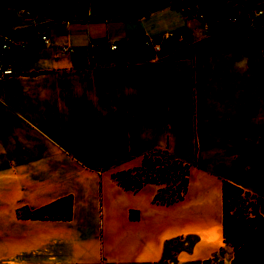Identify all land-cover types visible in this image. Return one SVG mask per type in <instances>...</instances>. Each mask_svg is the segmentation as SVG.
<instances>
[{"label": "crops", "instance_id": "0c3cea01", "mask_svg": "<svg viewBox=\"0 0 264 264\" xmlns=\"http://www.w3.org/2000/svg\"><path fill=\"white\" fill-rule=\"evenodd\" d=\"M16 3L0 0L7 32L39 30L48 43L32 38L13 53V73L0 77V224H10L0 228V264H157L167 239L190 232L199 243L212 235L213 251L176 264L213 256L229 264L222 180L264 196V15L258 33H211L194 0L186 9L172 0H89L62 21L24 16ZM207 136L235 143L229 160H220L226 155L218 144L203 148ZM156 150L195 163L201 177L196 208L175 223L157 215L165 210L152 203L156 184L127 190L112 176V168L136 165ZM210 154L230 173H216L212 188L203 182ZM66 196L67 219L17 214Z\"/></svg>", "mask_w": 264, "mask_h": 264}, {"label": "rangeland", "instance_id": "374dc122", "mask_svg": "<svg viewBox=\"0 0 264 264\" xmlns=\"http://www.w3.org/2000/svg\"><path fill=\"white\" fill-rule=\"evenodd\" d=\"M54 1H58V0H16V2H17L16 4H18L17 6L21 7V10L22 9H28L29 12H31V14H32V13H36L37 5L42 4V3L50 4V2H54ZM62 1L67 2V4H69L70 2H74V3H77L80 7H82L83 4H85V2H84L85 0H62ZM194 1H196L197 10L198 9H204V6H203L204 3H200L199 0H194ZM214 1L217 3L216 0H210V2L213 4V7H215ZM245 1H246V4H248L247 6L250 5L249 6L250 8H255V9L257 7H260V5L264 2V0H245ZM217 4L221 8H223V7L233 8L236 6V5L231 6V5H229V3H226V4L225 3H217ZM10 7H11V3H10ZM182 7H186V6H182ZM215 9H217V8L215 7ZM196 17H197V13H196ZM198 19H200V18H198ZM215 25H218V24H215ZM219 25L223 26L222 24H219ZM207 27H208V24H207ZM187 53H189V48L179 50L176 53H174L173 55H176V54L184 55ZM202 142H203V148L207 152L210 151L211 147H214V149H215L217 144L219 146H221V149L223 150L222 153H224L227 156V157L225 156L224 158L220 159L222 162L229 160V156L231 155V149L230 148L233 145H235L234 142H230L229 144H226L224 140H221L218 143V141L216 139L212 138L211 136H207ZM161 151L162 150H156V151L149 152L151 161L153 163H157V165L153 166V170H150L147 167H143V165L141 164L142 158H143V156H142L136 165L132 163L131 165L124 167V168H117V167L112 168L111 169L113 172L112 176L114 178V182L119 184L121 187H123V185L118 181V179H116L114 177L116 174H119L118 175L119 177L122 176V179L125 180L126 183H130V181L132 183H135L137 180L142 181L141 187L145 183H154V182H152L151 178L157 177L159 182L154 183L157 185V188H156V191L152 197V203L157 205L158 210H160L161 208H163L165 210V212H163V213L157 212L158 213L157 215H161V216L165 215L167 217V221L169 223H175L176 217L180 216L182 211L190 210L192 212V210L194 208H196L193 205L192 201L198 195H200L201 193L203 194L204 192H202L203 190L200 192L197 188L198 178H201V177L200 176L198 177V171L193 166L195 163L186 162L184 160L178 159L183 163L189 164V176H188L187 185H186V187L182 193V197L180 200H177L175 202H172V201L167 202L168 200L165 201L166 199H168V197H167L166 193H163V190L167 191L168 189H170V186H171L170 181L172 179V177H170L169 178L170 181L166 180L167 173L173 175L172 167H175V164H173V162H172V158H173L172 156H170L168 153H163V151L162 152ZM149 153H147V154H149ZM210 155L212 156V158L207 159L208 161L204 167L203 182L207 187L212 188L213 184H212L211 180L214 178V175L216 173H220V174H223V175L228 176V177H230V173H229V169L227 167L218 165L219 159L217 160V158H214V155H212V154H210ZM162 171H165V173L161 174ZM179 175H180V171H179ZM178 180H179V178H177L176 181H178ZM69 197L70 196H66V197L59 199L57 202H52V203H50V205L46 209H43V210L42 209L28 210L24 207H19L17 214L19 215V217L30 216V217L41 218V219H52V218L65 219L66 218L65 216H67V214L69 212V200L71 198V197L70 198ZM259 197L264 198V196H259ZM174 199H176V198H174ZM212 209L214 210V208H212ZM135 216H137V215H134L132 213L130 214V217H135ZM96 218H98L97 215H96ZM4 225L5 226L8 225V227H9L10 224H6V223L0 224V228ZM209 236L210 237L207 238V241L202 240V241H200V243L198 241V235L194 232H190V233H187L185 235L172 236L171 238H169L165 241L164 246H163V260L157 262V264H176L179 260H181L183 258V256H186L187 254H189L190 256L192 254V257L195 256L196 259L197 258L201 259L205 256H208L213 251V243H214L213 236L212 235H209ZM222 249L225 251L227 250L226 247H224ZM213 257H210V259L214 260V258L216 256L214 258Z\"/></svg>", "mask_w": 264, "mask_h": 264}, {"label": "trees", "instance_id": "16d2710c", "mask_svg": "<svg viewBox=\"0 0 264 264\" xmlns=\"http://www.w3.org/2000/svg\"><path fill=\"white\" fill-rule=\"evenodd\" d=\"M89 0H85V4L80 7L77 3L64 2L62 0L50 2V4L37 5L36 13L51 17L57 21L69 20L74 13L87 6ZM192 0H172L173 6L176 8L187 6ZM204 3V10L206 13L216 12L215 7L210 0H199ZM235 9L243 11L245 6H235ZM5 13L4 5L0 4V29H6L8 25L7 15ZM208 28L211 33H217L226 30L224 26L208 23ZM23 32L22 30L15 33ZM185 55V54H184ZM182 54L172 55V57H182ZM162 152V151H161ZM163 153H167L163 150ZM175 167H172V174L167 173V181H170V189L163 190L167 194V202H175L180 200L182 193L187 185L189 176V164L183 163L177 158H172ZM143 167L153 170V163L150 158V153L143 155ZM180 175H179V171ZM162 171L161 174H164ZM116 174L114 177L123 185L124 189L137 190L141 187L142 181L137 180L135 183H126ZM177 178H179L178 181ZM152 182L158 183L157 177L151 178ZM70 198V197H69ZM176 198V199H174ZM61 199V198H60ZM59 200V199H58ZM56 200L55 202H57ZM50 204H46L39 209H46ZM264 205V198L251 193L244 189L237 183L229 180H222L221 182V237L225 246L231 248V257L229 264H264V215L259 211V207ZM71 198L69 200V212L66 218L70 216ZM65 218V219H66ZM215 261V262H214ZM202 264H223L221 259L214 260L206 258Z\"/></svg>", "mask_w": 264, "mask_h": 264}, {"label": "built area", "instance_id": "2783aa9c", "mask_svg": "<svg viewBox=\"0 0 264 264\" xmlns=\"http://www.w3.org/2000/svg\"><path fill=\"white\" fill-rule=\"evenodd\" d=\"M217 3L218 0H216ZM214 1V5L217 8L216 12L206 13L204 9L197 10V17L203 20L205 23L222 24L226 30L232 28H240L247 34H255L260 30L259 17L264 15L263 8L252 9L248 6L241 11L235 8H221ZM186 9V7H182ZM22 15L29 16L31 12L28 9L21 10ZM18 33H9L6 29H0V77L8 76L13 73V68L11 65V57L13 53L18 50L24 49L29 45V41L32 38H36L40 44L46 45L48 43V35L46 32H40L36 30L28 35ZM142 44L146 47L151 48L153 51L159 50V45L153 43L151 39L144 38ZM91 49H94L97 44L91 43ZM110 49H115L116 45H109ZM62 52H69L71 49L68 45H62L60 47ZM93 57V54H90Z\"/></svg>", "mask_w": 264, "mask_h": 264}]
</instances>
